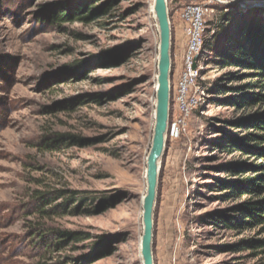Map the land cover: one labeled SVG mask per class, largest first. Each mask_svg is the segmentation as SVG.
<instances>
[{"label":"rangeland","instance_id":"rangeland-1","mask_svg":"<svg viewBox=\"0 0 264 264\" xmlns=\"http://www.w3.org/2000/svg\"><path fill=\"white\" fill-rule=\"evenodd\" d=\"M82 3L89 8L79 15ZM153 5L0 0V264H142L143 171L155 122L159 47ZM166 6L172 86L184 40H174L181 5L166 0ZM231 7L213 6L207 19L199 108L184 135H165L153 264H264V226L223 222L246 221L233 208L247 198L222 189L234 179L226 167L264 163L225 147V136L249 133L235 122L261 108L227 106L234 98L227 91L250 80L240 78L246 70L218 65V54L239 19L264 20V0ZM51 15L63 20L50 21ZM78 204L79 212L66 210ZM49 229L78 233L80 240L56 251L61 239ZM249 241L263 244L250 247Z\"/></svg>","mask_w":264,"mask_h":264},{"label":"trees","instance_id":"trees-1","mask_svg":"<svg viewBox=\"0 0 264 264\" xmlns=\"http://www.w3.org/2000/svg\"><path fill=\"white\" fill-rule=\"evenodd\" d=\"M82 10L79 15L87 14L88 4L82 3ZM76 14L68 15L66 18L72 20ZM95 16V12L91 14ZM50 21L60 22L63 18L51 15ZM240 21L235 25L231 34L225 40L224 51L218 54L220 61L218 65L235 67L239 70H246L247 75H241L240 78L250 80L249 83L230 88L229 91L234 95L226 101L227 106L235 108H261L253 113L247 114L243 119L235 122L237 128L249 130L244 136L227 135L224 138L225 147L231 151L258 156L264 160V20L253 19L251 21ZM219 92V91H216ZM54 142V140H53ZM227 172L234 178L231 181L222 182L221 186L227 192V196L246 197L241 204L233 208V213L240 215L243 224H239L235 218H224L225 223L234 228L264 226V163L254 164H231L226 167ZM250 174L249 177H243ZM77 199L72 198V202ZM51 203L52 201H48ZM78 204L72 209H66L73 212H79ZM237 222L236 224L232 223ZM50 233L61 240H57L52 247L56 251L62 250L65 242H77L80 240L79 234L69 231H58L49 229ZM250 247H256L263 244L258 241H249ZM96 255L102 254L100 250L95 251ZM56 264V263H50ZM58 264H70L68 260Z\"/></svg>","mask_w":264,"mask_h":264},{"label":"built area","instance_id":"built-area-1","mask_svg":"<svg viewBox=\"0 0 264 264\" xmlns=\"http://www.w3.org/2000/svg\"><path fill=\"white\" fill-rule=\"evenodd\" d=\"M175 1L181 5L177 19L178 28L183 34L184 50L177 79L170 86L169 117L166 130L170 139H177L186 133L192 114L199 108L202 101L203 91L198 81L202 79L207 19L213 13V6L231 7L240 2V0ZM170 72L172 74L175 72L172 61Z\"/></svg>","mask_w":264,"mask_h":264},{"label":"water","instance_id":"water-1","mask_svg":"<svg viewBox=\"0 0 264 264\" xmlns=\"http://www.w3.org/2000/svg\"><path fill=\"white\" fill-rule=\"evenodd\" d=\"M153 12L159 32L158 64L155 122L151 147L146 163V194L142 201V236L140 238V256L142 264H153L152 228L153 207L159 176V161L165 146V135L169 117L170 99V23L166 0H154Z\"/></svg>","mask_w":264,"mask_h":264},{"label":"crops","instance_id":"crops-1","mask_svg":"<svg viewBox=\"0 0 264 264\" xmlns=\"http://www.w3.org/2000/svg\"><path fill=\"white\" fill-rule=\"evenodd\" d=\"M178 25L179 24H178V19H177V21L175 23V39H174L176 43L182 42V36H183L181 30L178 28ZM174 76H175V81H176V79H177V73Z\"/></svg>","mask_w":264,"mask_h":264},{"label":"bare ground","instance_id":"bare-ground-1","mask_svg":"<svg viewBox=\"0 0 264 264\" xmlns=\"http://www.w3.org/2000/svg\"><path fill=\"white\" fill-rule=\"evenodd\" d=\"M146 163H147V158H146ZM143 180H144V183H143L144 184V188L143 189L145 190L146 187H147V185H146V165H145L144 171H143ZM145 194L142 195L141 201H143V198H144Z\"/></svg>","mask_w":264,"mask_h":264}]
</instances>
